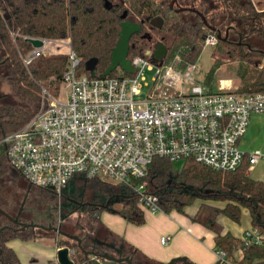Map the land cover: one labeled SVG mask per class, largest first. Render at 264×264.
I'll list each match as a JSON object with an SVG mask.
<instances>
[{"label": "trees", "instance_id": "trees-1", "mask_svg": "<svg viewBox=\"0 0 264 264\" xmlns=\"http://www.w3.org/2000/svg\"><path fill=\"white\" fill-rule=\"evenodd\" d=\"M170 1L0 0V80L8 86L6 94L0 93V141L38 111L43 88L55 95L62 80L67 63L64 54L44 53L28 64L23 62V57L33 49L28 39L34 37L69 38L72 49L81 59L80 71L88 72L85 62L94 57L97 59L95 73L103 76L124 20L137 23L141 28L130 39L129 61L137 55L151 58L146 51H152L161 42L167 47L162 62L178 58L177 65L182 69L197 62L204 37L211 33L218 39L211 53L212 65L204 78L209 90H216L214 77L225 61L235 62L229 69L238 79L237 91L264 90V8H257L252 0H175L172 6ZM124 11L126 16L122 19ZM155 17L162 19L160 27L151 24ZM121 75L129 73L115 69L109 74ZM183 160L180 170L174 171L170 160L157 157L147 174L135 182L143 183L147 191L158 194L159 205L165 213L183 212L185 207L201 200L203 203L192 220L214 233V250L223 251L226 260L234 264H263L264 181L248 174L246 159L235 170L212 169L190 157ZM13 170L0 143V178ZM27 185L29 191L42 189ZM68 186L78 187V191L90 188L105 193L107 199L75 202L77 204L67 210L83 213V220L57 229L30 225L20 218L22 207L16 210L14 202L1 201L0 264H21L16 252L7 245L8 241L35 240L42 236L54 238L56 233L61 236L57 246L73 250L74 264H95L103 254L129 258L132 264H163L145 257L125 241L116 240L111 233H99L103 227L99 215L107 202L105 208L126 221L136 225L145 221L144 210L133 194L120 185L98 178L72 180L66 188ZM62 195L67 200L77 199L68 193ZM210 202L224 205L219 207ZM242 208L250 211L252 229L262 236L260 243L245 247L242 238L224 232L218 223L220 215L238 222Z\"/></svg>", "mask_w": 264, "mask_h": 264}, {"label": "built area", "instance_id": "built-area-1", "mask_svg": "<svg viewBox=\"0 0 264 264\" xmlns=\"http://www.w3.org/2000/svg\"><path fill=\"white\" fill-rule=\"evenodd\" d=\"M31 39L42 46L23 57L25 64L44 53L64 54L67 63L58 95L43 88L38 111L0 141L9 165L29 185L61 196L72 180L98 178L122 186L144 211L156 213L162 211L158 194L135 180L157 157H190L216 170H235L245 159L249 169L264 160L263 151L238 145L252 114L264 113V90L242 93L226 79L211 91L195 81L196 65L182 69L178 58L159 64L137 55L128 76H99L80 71L69 38ZM217 39L209 33L203 44L215 46ZM147 71H154L150 82ZM261 241L255 229L242 237L245 247ZM217 261L234 264L223 251Z\"/></svg>", "mask_w": 264, "mask_h": 264}, {"label": "crops", "instance_id": "crops-1", "mask_svg": "<svg viewBox=\"0 0 264 264\" xmlns=\"http://www.w3.org/2000/svg\"><path fill=\"white\" fill-rule=\"evenodd\" d=\"M250 123L247 131L250 128ZM243 137L239 140V147L243 144ZM240 149L244 152H251L245 148L240 147ZM261 165H264V160H260L252 168H249L248 174L254 179L264 181L260 177L262 174ZM70 203V207L77 204L75 202ZM201 203L203 202L198 199L193 204L185 207L183 212L176 210H172L169 213L163 211L156 213L144 211L145 221L139 225L126 221L119 214L107 210L104 206L99 215L101 224L103 225L99 233L102 235L111 233V236L116 240L125 241V243L134 247L145 257L163 264L177 257H185L189 264H214L217 262V252L213 248L214 233L192 220ZM210 203L219 207L224 205L222 202ZM241 220L243 221L242 226H238ZM217 221L222 226L224 232H229L238 238H242L247 231L253 228L251 214L247 208L241 209V216L238 222H234L224 215L218 216ZM161 236H168V241L162 244L160 242ZM16 241L10 240L7 242V245L16 252L21 264H58L56 252L59 247L55 239L52 243L46 245L47 247L33 246V253H31L30 259H22L20 257ZM31 242L35 241L32 240L28 243ZM177 264L184 263L179 262Z\"/></svg>", "mask_w": 264, "mask_h": 264}, {"label": "rangeland", "instance_id": "rangeland-1", "mask_svg": "<svg viewBox=\"0 0 264 264\" xmlns=\"http://www.w3.org/2000/svg\"><path fill=\"white\" fill-rule=\"evenodd\" d=\"M257 8H264V0H252ZM259 2V3H258ZM215 46H204L201 54L195 63L196 69L194 72L195 81L204 82L205 75L212 65V51ZM148 51V50H147ZM225 63V64H224ZM235 62L225 61L223 65L217 70L214 77V89L220 84V80H228L232 82V86L236 87L238 84V79L229 69L230 66H234ZM154 71L146 72L148 81L153 76ZM213 89V90H214ZM145 91V90H144ZM8 86L5 82L0 80V93H7ZM59 92V90H58ZM58 92L55 94L58 95ZM250 128L242 139L240 147L245 148L247 151H253L259 149L264 152V113H254L251 116ZM184 160H177L172 162V168L174 171L180 170ZM260 169L262 174L260 177L264 179V165H261ZM28 185L24 179L15 170L3 178H0V202H14L15 209L18 210L20 207V218L29 222L33 225L46 226L50 229L58 228L59 226H71L77 221L83 220V213L74 211L69 213L67 208H70V202H102L101 199H107L105 193L95 192L90 188L80 189L78 187H67L62 191L63 193H68L70 196L77 198L76 200H67L64 195H57L55 192L49 189H39L34 191L27 190ZM69 189V190H68ZM66 190V192H65ZM68 190V192H67ZM69 198V197H68ZM109 201V200H108ZM199 202V201H198ZM90 205V204H89ZM14 209V208H13ZM242 220L239 222L238 226H242ZM45 232V231H43ZM77 233V232H76ZM54 237L55 242L57 239L60 241L61 236L56 233ZM53 238L42 236L39 239L34 240L35 242L28 243L32 240H21L18 238L12 239L17 240L18 253L22 259H30L32 252V247H47L53 242ZM64 247V246H63Z\"/></svg>", "mask_w": 264, "mask_h": 264}, {"label": "water", "instance_id": "water-1", "mask_svg": "<svg viewBox=\"0 0 264 264\" xmlns=\"http://www.w3.org/2000/svg\"><path fill=\"white\" fill-rule=\"evenodd\" d=\"M174 2L175 0H171L170 6H172ZM106 5L108 7L110 6L109 3H107ZM184 9L186 8H181V10H184ZM125 16H126V11H124L120 17L123 19L125 18ZM151 24H153L154 26L160 27L162 24V19L160 17H155L154 19L151 20ZM140 30L141 28L137 23L131 22L129 20H124L120 23L118 39L110 55V64L107 67V69L103 72L102 74L103 76L109 75L113 70L117 68H120L127 73H132L133 68L131 66L130 61L127 58V55H128L130 39L132 35L138 33ZM28 41L31 43L33 47L42 46L41 40L30 38L28 39ZM166 52H167V47L163 45L161 42L157 43V45L152 51H149V50L146 51V53L150 55L152 61L155 63H159V64L162 62V59L165 57ZM96 63H97L96 58L93 57V58L88 59L85 62L86 71L90 72L91 74H94ZM107 204H109V202L106 203L105 207L107 206ZM64 235L71 239L79 240L76 236H71L68 234H64ZM56 259H57L58 264H74V261L70 256V249L67 246L59 248L57 250ZM179 262H182L184 264L188 263L185 257H177V258L171 259L166 264H177ZM95 264H132V262L129 258L116 257L113 255L103 254L100 257L99 261L95 260Z\"/></svg>", "mask_w": 264, "mask_h": 264}, {"label": "flooded vegetation", "instance_id": "flooded-vegetation-1", "mask_svg": "<svg viewBox=\"0 0 264 264\" xmlns=\"http://www.w3.org/2000/svg\"><path fill=\"white\" fill-rule=\"evenodd\" d=\"M171 2V1H170ZM170 4V3H169ZM150 51V50H149Z\"/></svg>", "mask_w": 264, "mask_h": 264}]
</instances>
